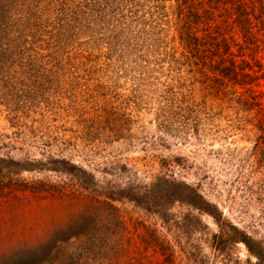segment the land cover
<instances>
[{
    "label": "rangeland",
    "instance_id": "obj_1",
    "mask_svg": "<svg viewBox=\"0 0 264 264\" xmlns=\"http://www.w3.org/2000/svg\"><path fill=\"white\" fill-rule=\"evenodd\" d=\"M116 8L0 0V256L48 244L46 264H259L235 229L264 249L252 92L172 71L149 16ZM193 192L198 205L180 200Z\"/></svg>",
    "mask_w": 264,
    "mask_h": 264
},
{
    "label": "trees",
    "instance_id": "obj_2",
    "mask_svg": "<svg viewBox=\"0 0 264 264\" xmlns=\"http://www.w3.org/2000/svg\"><path fill=\"white\" fill-rule=\"evenodd\" d=\"M108 1L114 10L116 5L126 10L141 9L140 24L149 16L153 29L142 28L151 36L156 32L163 36V53L171 57L172 71L189 67V72L202 77L205 87L218 93L237 94L241 92L239 88L251 91L253 105L257 107L255 118L260 119L259 129L263 131L256 148L264 149V92L256 90L264 78V0ZM1 9L5 10L4 6ZM166 38L169 39L165 42ZM141 60L148 62L144 66L148 71L156 70L153 64H160L157 58L141 57ZM241 99L244 98L237 102ZM182 195L180 200L193 205H198L195 197L201 196L198 192ZM235 229L240 233L236 239L246 245L259 264H264L260 244L242 234L237 226ZM48 248L46 244L35 250H17L0 256V264H46L44 252Z\"/></svg>",
    "mask_w": 264,
    "mask_h": 264
}]
</instances>
